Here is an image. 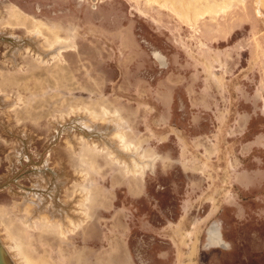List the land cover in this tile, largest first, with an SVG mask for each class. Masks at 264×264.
Instances as JSON below:
<instances>
[{
	"label": "rangeland",
	"instance_id": "rangeland-1",
	"mask_svg": "<svg viewBox=\"0 0 264 264\" xmlns=\"http://www.w3.org/2000/svg\"><path fill=\"white\" fill-rule=\"evenodd\" d=\"M0 214L14 264H264V0H0Z\"/></svg>",
	"mask_w": 264,
	"mask_h": 264
},
{
	"label": "bare ground",
	"instance_id": "bare-ground-1",
	"mask_svg": "<svg viewBox=\"0 0 264 264\" xmlns=\"http://www.w3.org/2000/svg\"><path fill=\"white\" fill-rule=\"evenodd\" d=\"M55 49H56V48H55ZM55 49H54V50H55ZM46 57H47V56H46ZM45 61H46V60H45ZM87 116H88V115H87ZM108 121H109V120H108ZM91 122H92V121H91ZM92 123H93V122H92ZM112 123H113V122H112ZM99 126H101V125H99ZM86 128H87V126H86ZM108 129H109V128H108ZM93 131H94V130H93ZM113 154H114V153H113ZM114 157H115V156H114ZM114 157H113V158H114ZM126 158H127V157H126ZM117 159H118V157H117ZM72 160H73V162H74V159H72ZM122 160H123V158H122ZM118 161H120V160H118ZM148 162H149V161H148ZM74 164H75V163H74ZM128 164H129V163H128ZM126 165H127V164H126ZM132 165H133V164H132ZM147 166H148V165H147ZM143 167H144V166H143ZM143 167H142V168H143ZM149 168H150V167H149ZM61 169H62V168H61ZM128 169H129V168H128ZM135 169H137V168H135ZM140 169H141V168H140ZM131 170H133L132 167H131ZM144 171H145V170H144ZM142 172H143V171H142ZM68 173H69V172H68ZM134 174H135V173H134ZM134 174H133V175H134ZM61 179L63 180V178H61ZM38 184H39V183H38ZM39 185H40V184H39ZM39 185H38V186H39ZM36 186H37V185H36ZM41 187H42V186H41ZM41 190H42V189H41ZM69 190H70V189H69ZM38 198H39V197H38ZM35 199H36V198H35ZM39 199H40V198H39ZM39 201L41 202V200H39ZM33 202H35V201H33ZM40 202H39V203H40ZM51 202H52V200H51ZM27 203H28V201H27ZM31 203H32V202H31ZM41 203H42V202H41ZM44 203H45V202H44ZM24 205H25V204H24ZM24 205H23V207H24ZM31 205H32V204H31ZM33 205H34V204H33ZM53 205H54V203L52 204V206H53ZM6 206H7V205H6ZM16 206H17V205H16ZM49 206H50V205H49ZM17 207H18V206H17ZM21 207H22V205L20 206V208H21ZM37 207H38V206H37ZM46 207H47V206H46ZM63 207H64V206H62V208H63ZM20 208H19V209H20ZM25 208H26V207H25ZM27 208H28V207H27ZM35 208H36V207H35ZM71 208H72V207H71ZM8 210H9V209H8ZM45 210H46V209H45ZM69 210H70V209H69ZM73 210H74V209H73ZM73 210H72V211H73ZM9 211H10V210H9ZM47 211H48V210H47ZM51 211H52V210H51ZM57 211H58V210H57ZM2 212H3V211H2ZM7 212H8V211H7ZM33 212H34V211H33ZM64 212H66V211H64ZM14 213H15V212H14ZM24 213H25V212H24ZM51 213H52V212H51ZM73 213H74V212H73ZM57 214H60V213H57ZM67 214H68V213H67ZM0 215H2V214H0ZM36 215H37V214H36ZM41 215H43V214H41ZM69 215H70V214H69ZM85 215H86V214H85ZM2 216H3V215H2ZM50 216H51V215H50ZM52 216H53V214H52ZM62 216H63V215H62ZM17 217H18V216H17ZM17 217H16V218H17ZM30 217H31V216H30ZM40 217H41V216H40ZM40 217H39V218H40ZM44 217H45V215H44ZM72 217H73V216H72ZM3 218H4V216H3ZM14 218H15V216H14ZM63 218H64V216H63ZM17 219H19V218H17ZM36 219H37V218H36ZM65 219H66V218H65ZM7 220H8V219H7ZM19 220H20V219H19ZM25 220H26V219H25ZM76 220H77V219H76ZM1 221H3V220H1ZM1 221H0V222H1ZM11 221H12V219H11ZM17 221H18V220H16V222H17ZM55 221H56V219H55ZM14 222H15V220H14ZM14 222H13V223H14ZM19 222H21V221H19ZM57 222H58V221H57ZM5 223H6V222H5ZM29 223H30V222H29ZM7 224H8V223H7ZM21 224H22V223H21ZM23 224H24V223H23ZM58 224H59V223H58ZM9 225H10V223H9ZM15 225H16V224H15ZM18 225H19V224H18ZM26 225H27V224H26ZM30 225H32V224H30ZM76 225H77V224H76ZM12 226H13V225H12ZM19 226H20V225H19ZM68 226H69V225H68ZM20 227H21V226H20ZM75 227H76V226H75ZM15 228H16V226H15ZM30 228H31V227H30ZM63 228H64V227H63ZM16 229H17V228H16ZM31 229H32V228H31ZM31 229H30V231H31ZM38 229H39V228H38ZM54 229H55V228H54ZM59 229H60V228H59ZM68 229H69V228H68ZM12 230H13V229H12ZM26 230H27V229H26ZM33 230H34V229H33ZM39 230H40V229H39ZM55 230H56V229H55ZM71 230H72V229H71ZM23 231H24V229H23ZM36 231H37V230H36ZM44 231H45V230H44ZM47 231H48V230H47ZM51 231H52V230H51ZM51 231H50V232H51ZM66 231H67V230H66ZM22 233H23V232H22ZM59 233H60V232H59ZM5 234H6V233H5ZM60 234H61V233H60ZM29 236H30V235H29ZM39 236H40V233H39ZM52 236H53V235H52ZM52 236H51V237H52ZM54 236H55V235H54ZM57 236H58V235H57ZM37 237H38V236H37ZM55 237H56V236H55ZM6 238H7V236H6ZM39 238H40V240H42L41 237H39ZM56 238H57V237H56ZM7 239H8V238H7ZM29 239H30V238H29ZM32 239H33V238H32ZM57 239H58V238H57ZM60 240H61V239H60ZM62 240H63V239H62ZM33 241H34V240H33ZM46 241H47V240H46ZM36 242H37V241H36ZM10 243H11V242H9V244H10ZM13 243H14V242H13ZM21 243H22V242H21ZM54 243H55V242H54ZM60 243H62V242H60ZM22 244H23V243H22ZM22 244H20V245L22 246ZM51 244H53V243H51ZM47 245H48V244H47ZM13 246H15V245H13ZM21 246H20V248H23V247H24V246H23V247H21ZM32 247H33V246H32ZM10 248H11V246H10ZM18 248H19V247H18ZM12 249H13V248H12ZM34 249H35V248H34ZM46 249H47V248H46ZM13 251H14V250H13ZM20 251H21V250H20ZM20 251H18V252H20ZM34 251H35V250H34ZM17 254H18V253H17ZM37 254H38V253H37ZM30 261H31V260H30ZM30 263H31V262H30ZM30 263H29V264H30Z\"/></svg>",
	"mask_w": 264,
	"mask_h": 264
},
{
	"label": "water",
	"instance_id": "water-1",
	"mask_svg": "<svg viewBox=\"0 0 264 264\" xmlns=\"http://www.w3.org/2000/svg\"><path fill=\"white\" fill-rule=\"evenodd\" d=\"M0 264H14L12 258L0 240Z\"/></svg>",
	"mask_w": 264,
	"mask_h": 264
},
{
	"label": "crops",
	"instance_id": "crops-1",
	"mask_svg": "<svg viewBox=\"0 0 264 264\" xmlns=\"http://www.w3.org/2000/svg\"><path fill=\"white\" fill-rule=\"evenodd\" d=\"M211 239L209 240V242L211 244H218L220 247H223V242H221L219 235L216 231H213V233L211 234Z\"/></svg>",
	"mask_w": 264,
	"mask_h": 264
}]
</instances>
